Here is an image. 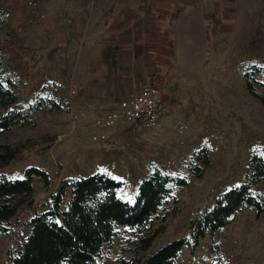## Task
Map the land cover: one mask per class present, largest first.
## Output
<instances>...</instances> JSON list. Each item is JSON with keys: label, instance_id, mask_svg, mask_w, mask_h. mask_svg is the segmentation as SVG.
<instances>
[{"label": "rangeland", "instance_id": "rangeland-1", "mask_svg": "<svg viewBox=\"0 0 264 264\" xmlns=\"http://www.w3.org/2000/svg\"><path fill=\"white\" fill-rule=\"evenodd\" d=\"M223 2V20L206 22L193 41L184 39L178 48L157 117L100 128L95 122L115 111L84 110L94 103L81 99V80L74 71L81 64V48L90 50L113 20L114 0H0V58L16 80L17 94L7 108H26L36 98L43 104L28 124L0 134V144L15 150L0 172L22 177L25 168L34 166L50 178L47 185L33 178L32 207L23 204L7 231L0 232V264H10L29 232L27 220L47 208L64 178L106 171L123 180L118 194L133 203L139 182L153 167L184 177L187 184L174 187L177 201L152 220L163 230L146 254L188 236L190 221L218 194L248 179L251 155L264 158V0ZM71 40L76 45L69 50ZM101 132L106 138L93 140ZM203 147L210 150L209 164L195 177L192 158ZM254 190L264 192V183ZM135 238L128 227L118 226L116 238L102 247L100 264L128 262L135 255ZM176 264H264V213L242 209L222 232L203 236L193 253L184 247Z\"/></svg>", "mask_w": 264, "mask_h": 264}, {"label": "trees", "instance_id": "trees-1", "mask_svg": "<svg viewBox=\"0 0 264 264\" xmlns=\"http://www.w3.org/2000/svg\"><path fill=\"white\" fill-rule=\"evenodd\" d=\"M251 68L258 69L256 65ZM246 85L253 93L249 78ZM15 86V78L4 71L0 58V107L5 108L0 112V134L28 124L34 110L43 106L42 99L36 98L26 108H7L17 101ZM14 157L10 145L0 144V166ZM209 158L206 147L195 153L190 166L193 176L202 175ZM246 175V181L218 194L210 208L190 221L188 236L172 239L147 254L163 230L162 224L153 226L152 220L165 205L177 201L174 187L186 185L184 177L153 167L139 182L133 203L118 194L123 180L106 171L64 178L50 195L47 208L27 220L29 232L10 264H100L102 247L116 238L118 226H126L136 235L135 255L122 264H176L184 247L193 253L203 236L222 232L242 209L252 208L256 216L264 213V192L254 190L257 183H264V158L252 154ZM35 177L49 184L48 173L34 166L25 168L22 177L0 172V232L7 231L23 204L32 207Z\"/></svg>", "mask_w": 264, "mask_h": 264}, {"label": "crops", "instance_id": "crops-1", "mask_svg": "<svg viewBox=\"0 0 264 264\" xmlns=\"http://www.w3.org/2000/svg\"><path fill=\"white\" fill-rule=\"evenodd\" d=\"M223 1L114 0L113 20L90 50L81 48V64L74 71L81 80V99L94 103L84 110L115 111L122 99L151 86L161 90V101L166 99L178 48L184 39L193 41L206 22L223 20Z\"/></svg>", "mask_w": 264, "mask_h": 264}, {"label": "built area", "instance_id": "built-area-1", "mask_svg": "<svg viewBox=\"0 0 264 264\" xmlns=\"http://www.w3.org/2000/svg\"><path fill=\"white\" fill-rule=\"evenodd\" d=\"M160 102V92L152 87L143 88L137 94L122 99L112 117L98 119L95 124L100 128H108L152 121L157 117ZM105 138L103 132L93 135V140Z\"/></svg>", "mask_w": 264, "mask_h": 264}, {"label": "water", "instance_id": "water-1", "mask_svg": "<svg viewBox=\"0 0 264 264\" xmlns=\"http://www.w3.org/2000/svg\"><path fill=\"white\" fill-rule=\"evenodd\" d=\"M76 45V41L71 40L68 45H67V49L71 50L72 48H74V46Z\"/></svg>", "mask_w": 264, "mask_h": 264}]
</instances>
